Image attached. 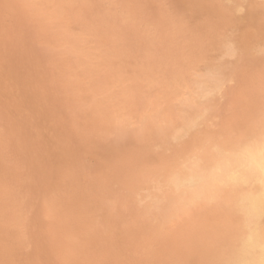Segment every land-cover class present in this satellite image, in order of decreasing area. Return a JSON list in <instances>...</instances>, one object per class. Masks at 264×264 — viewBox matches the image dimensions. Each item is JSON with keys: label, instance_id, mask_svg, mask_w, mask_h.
<instances>
[{"label": "rangeland", "instance_id": "rangeland-1", "mask_svg": "<svg viewBox=\"0 0 264 264\" xmlns=\"http://www.w3.org/2000/svg\"><path fill=\"white\" fill-rule=\"evenodd\" d=\"M262 136L264 0H0V264L243 263Z\"/></svg>", "mask_w": 264, "mask_h": 264}, {"label": "bare ground", "instance_id": "bare-ground-1", "mask_svg": "<svg viewBox=\"0 0 264 264\" xmlns=\"http://www.w3.org/2000/svg\"><path fill=\"white\" fill-rule=\"evenodd\" d=\"M233 53H234V52H233ZM26 63H27V62H26ZM21 68H23V67H21ZM19 70H20V69H19ZM21 70H22V69H21ZM24 70H25V69H24ZM16 71H18V70H15V69L12 67V79H14V80H15V78H16V77H15V76H16L15 73H17ZM18 72H19V71H18ZM24 73H25V72H24ZM20 74H21V73H20ZM25 75H26V74H25ZM21 76H22V75H21ZM24 77H25V76H24ZM16 79H17V78H16ZM196 79H197V78H196ZM212 79H213V78H212ZM199 80H200V79H199ZM208 80H209V79H208ZM210 81H211V80H210ZM12 82H13V84L16 85V82H17V81H12ZM18 82H19V81H18ZM152 84H153V83H152ZM211 84H212V83H211ZM217 84H218V83H217ZM219 84H220V83H219ZM219 84H218V85H219ZM21 85H22V83H21ZM148 85L150 86L151 84H148ZM202 85H203V84H202ZM149 86H148V88H150ZM199 86H200V85H198V87H199ZM19 87H20V86H19ZM220 87H221V85H220ZM152 88H153V87H152ZM152 88H150V89H152ZM193 88H194V87H193ZM218 89H219V88H218ZM190 90H191V88H190ZM198 90H199V89H198ZM214 90H215V89H214ZM199 91H200V90H199ZM197 93H198V92H197ZM203 93H204V92H203ZM210 93H211V92H210ZM217 93H219V92H217ZM199 94H201V93H199ZM197 95H198V94H197ZM202 95H203V94H202ZM211 95H212V94H211ZM213 95H214V94H213ZM183 96H184V94H183ZM215 96H216V94H215ZM215 96H214V97H215ZM177 98H178V96H177ZM179 98H180V96H179ZM195 99H196V95H195ZM213 99H216V98H213ZM213 99H211V100L213 101ZM166 100H167V99H166ZM174 100H175V99H174ZM188 100H189V99H188ZM206 100H207V98H206ZM187 102H188V101H187ZM207 102H208V101H207ZM176 103H178V102H176ZM176 103H175V104H176ZM188 103H189V102H188ZM188 103H187V104H188ZM197 103H198V102H197ZM203 103H204V102H203ZM208 103H209V102H208ZM208 103H207V104H208ZM210 103H212V102H210ZM189 104H190V103H189ZM205 104H206V103H205ZM213 104H214V103H213ZM179 105H180V104H179ZM181 105H182V104H181ZM192 105H193V104H192ZM196 105H197V104H196ZM203 105H204V104H203ZM209 105H210V104H209ZM188 106H189V105H188ZM199 106H200V105H199ZM206 106H208V105H206ZM211 106H212V105H211ZM179 107H181V106H179ZM200 107H201V106H200ZM204 107H205V106H204ZM209 107H210V106H209ZM172 108H173V107H172ZM181 108H182V107H181ZM181 108H180V109H181ZM205 108H206V110H207V107H205ZM200 109H201V108H200ZM173 110H174V109H173ZM201 110H202V109H201ZM201 110H200V111H201ZM197 111H198V110H197ZM174 112H175V111H174ZM206 112H207V111H206ZM181 113H182V112H181ZM188 113H189V112H188ZM190 113H191V112H190ZM199 113H200V112H199ZM202 113H203V112H202ZM202 113H200V114H202ZM210 113H211V111H210ZM197 114H198V112H197ZM203 114H205V113H203ZM203 114H202V115H203ZM207 114H208V113H207ZM207 114H205V116H206ZM110 115H111V114H110ZM185 115H186V114H185ZM191 115H192V114H191ZM164 116H166V115H164ZM169 116H170V114H169ZM173 116H174V115H173ZM176 117H177V116H176ZM193 117H194V116H193ZM200 117H201V116H200ZM167 119H168V118H167ZM206 119H207V118H206ZM101 120H102V119H101ZM176 120H177V119H176ZM186 120H187V119H186ZM204 120H205V119H204ZM204 120H203V121H204ZM201 121H202V120H201ZM93 122H94V121H93ZM98 122H99V121H98ZM108 122H109V121H108ZM180 122H181V121H180ZM187 122H188V121H187ZM197 122H198V120H197ZM104 123H105V122H104ZM200 123H201V122H200ZM109 124H110V123H109ZM177 124H178V123H177ZM192 124H193V123H192ZM201 124H202V123H201ZM98 125H99V124H98ZM107 125H108V124H107ZM183 125H184V124H183ZM180 126H181V125H180ZM96 127H97V126H96ZM176 127H177V126H176ZM190 127H191V126H190ZM101 130H102V129H101ZM184 132H185V131H184ZM176 133H177V132H176ZM177 134H178V133H177ZM260 136H261V135H260ZM262 137H264V136H262ZM261 139H263V138H261ZM255 141H256V139H255ZM257 141H258V140H257ZM263 142H264V139H263ZM247 143H248V142H247ZM254 143H256V142H254ZM252 144H253V143H252ZM257 144H258V146H259V143H258V142H257ZM246 146H247V145H246ZM246 146H245V147H246ZM251 146H252V145H251ZM254 146H255V144H254ZM258 146H257V148L259 149ZM252 147H253V146H252ZM252 147H250V148H252ZM241 148H242V147H241ZM243 148H244V146H243ZM257 148H256L255 151H258ZM260 148H262V147H260ZM247 149H248V148H247ZM241 150H242V149H241ZM260 150H261V149H259V151H260ZM263 150H264V149H263ZM263 150H262V151H263ZM253 151H254V150H253ZM262 151H261V152H262ZM246 152H247V151H246ZM233 153H234V152H233ZM244 153H245V152H244ZM252 153H253V152H252ZM258 153H259V152H258ZM262 153H263V152H262ZM224 154H225V153H224ZM234 154H235V153H234ZM241 154H242V153H241ZM246 154H247V153H246ZM248 154H249V152H248ZM255 154H256V153H255ZM255 154H254V155H255ZM260 154H261V153H260ZM260 154H258L259 157H258V156H256V157L260 158ZM227 155H229V154H227ZM238 155H239V154H238ZM261 155H262V154H261ZM231 156H233V154H231ZM231 156H230V157H231ZM248 156H251V155H248ZM238 157H239V156H238ZM238 157H236V158H238ZM246 157H247V156H246ZM251 157H252V156H251ZM256 157H255V158H256ZM239 158H240V157H239ZM241 158H242V156H241ZM253 158H254V156H253ZM263 158H264V157H263ZM245 159H246V158H245ZM251 159H252V158H251ZM256 159H257V158H256ZM260 159H261V158H260ZM188 160H189V159H188ZM194 160H195V159H194ZM222 160H223V159H222ZM231 160H232V159H231ZM226 161H227V160H226ZM228 161H229V160H228ZM236 161H237V160H236ZM239 161L241 162V160H239ZM239 161H238V162H239ZM242 161H243V158H242ZM249 161H250V160H249ZM251 161H252V160H251ZM251 161H250V162H251ZM257 161H258V159H257ZM257 161H256V162H257ZM263 161H264V160H263ZM197 162H198V161H197ZM223 162H224V160H223ZM223 162H222V164H223ZM229 162H230V161H229ZM231 162H232V161H231ZM240 162H239V163H240ZM256 162H255V163H256ZM200 163H201V162H200ZM224 163H225V162H224ZM234 163H236V162H234ZM244 163H245V162H244ZM246 163H247V162H246ZM246 163L243 164V165H246ZM251 163H252V162H251ZM258 163H259V162H258ZM185 164H186V163H185ZM185 164H184V165H185ZM187 164H188V162H187ZM194 164H195V163H194ZM227 164H228V163H227ZM248 164H249V163H248ZM189 165H190V164H189ZM191 165H192V162H191ZM230 165H232V164L230 163ZM259 165H260V164H259ZM196 166H197V165H196ZM216 166H217V165H216ZM226 166H227V165H226ZM248 166H250V165H248ZM188 167H189V166H188ZM190 167H191V166H190ZM254 167H255V166H254ZM176 168H177V167H176ZM180 168H181V167H180ZM180 168H179V169H180ZM182 168H183V167H182ZM185 168H187V167H185ZM185 168H184V169H185ZM202 168H203V167H202ZM222 168H223V167H222ZM228 168H232V167L229 166ZM237 168H238V167H237ZM243 168H244V167H243ZM246 168H247V167H246ZM256 168H257V167H256ZM177 169H178V168H177ZM179 169H178V170H179ZM213 169H214V168H213ZM218 169L220 170L219 167H218ZM218 169H217V170H218ZM225 169H226V168H225ZM241 169H242V168H240V170H241ZM249 169H250V167H249ZM260 169H261V168H260ZM260 169H259V170H260ZM181 170H182V169H181ZM214 170H215V169H214ZM253 170H254V168H253ZM183 171H184V170H183ZM209 171H210V170H209ZM234 171H235V170H233V172H234ZM255 171H256V169H255ZM184 172H185V171H184ZM211 172H212V171H211ZM216 172H217V171H216ZM216 172H215V173H216ZM219 172H220V171H219ZM233 172H232V173H233ZM236 172H237V173H236ZM236 172H235L233 178H235V179L238 180V179H241L243 173L246 172V171H244L242 174H241L240 172H238V171H236ZM250 172H253V171L250 169ZM170 173H172V172H170ZM170 173H169V174H170ZM180 173H181V172H180ZM202 173H203V172H202ZM221 173H222V172H221ZM253 173H255V172H253ZM258 173H259V172H258ZM258 173H257V174H258ZM185 174H186V173H185ZM198 174H199V173H198ZM210 174H211V173H210ZM210 174H209V176H210ZM227 174H228V176H229V172H228ZM249 174H250V173H249ZM206 175H207V174H206ZM216 175H218V174H216ZM219 175H220V174H219ZM222 175H223V174H222ZM245 175H246V174H245ZM245 175H244V176H245ZM181 176H182V175H181ZM184 176H185V175H184ZM230 176H231V175H230ZM244 176H243V178H244ZM246 176H247V175H246ZM246 176H245V177H246ZM257 176H258V175H257ZM198 177H199V176H198ZM202 177H203V176H202ZM222 177H223V176H222ZM226 177H227V176H226ZM231 177H232V176H231ZM249 177H250V176H249ZM249 177H248V178H249ZM252 177H253V176H252ZM169 178H170V177H169ZM191 178H192V177H191ZM206 178H207V177H206ZM171 179H172V178H171ZM199 179H200V178H199ZM208 179H209V178H208ZM211 179H212V178H211ZM224 179H225V178H224ZM226 179H227V178H226ZM244 179H245V178H244ZM244 179H243V180H244ZM250 179H251V178H250ZM256 179H257V182H258L257 186H256V187H253V188L251 187V189L248 190V191L246 192V194H245L244 197H243V201H244L245 206H246V208H247V212H249V214H250L249 216H251V218H253V219L256 221V223L259 225V227L256 225V226L258 227V228L256 229V231L258 232V234L256 233V235H253V237H252L251 239H249L248 242H246V245H245L246 248H244V249H246V253H247V254H246V256H245V259H244L243 263H241V261H240L241 264H264V245H263V243H262V238H264V236H263L262 231H261V228H260V225H261L262 223H261V224L259 223L260 221H262V220L260 219V217H261V215L264 213V176H262V177L259 176V178H256ZM169 180H170V179H169ZM185 180H186V179H185ZM221 180H222V178H221ZM231 180H232V179H231ZM178 181H179V179H178ZM178 181H177V182H178ZM196 181H197V180H196ZM203 181H204V180H203ZM203 181H202V182H203ZM214 181H215V180H214ZM225 181L227 182V180H225ZM240 181H241V180H240ZM177 182H176V183H177ZM194 182H195V181H194ZM204 182H205V181H204ZM208 182H209V181H208ZM220 182H224V181H220ZM186 183H187V182H186ZM195 183H196V182H195ZM195 183H192V185L195 184ZM206 183H207V182H206ZM211 183H212V180H211ZM230 183H231V182H230ZM245 183H246V182H245ZM251 183H252V182H251ZM253 183H254V182H253ZM209 184H210V183H209ZM221 184H222V183H221ZM231 184H232V183H231ZM234 184H235V183H234ZM237 184H238V182H237ZM237 184H236V185H237ZM190 185H191V184H190ZM192 185H191V186H192ZM206 185H207V184H206ZM218 185H219V183H218ZM222 185H223V184H222ZM239 185H241V184H239ZM243 185H244V183H243ZM183 186H184V185H183ZM214 186H215V185H214ZM226 186H227V185H226ZM231 186H232V185H231ZM234 186H235V185H234ZM241 186H242V185H241ZM241 186H238V187L240 188ZM245 186H246V185H245ZM251 186H253V185H251ZM215 187H216V186H215ZM243 187H244V186H243ZM246 187H247V186H246ZM198 188H199V187H198ZM204 188H205V187H203V189H204ZM217 188H218V187H216V190H217ZM244 188H245V187H244ZM248 188H249V187H248ZM248 188H247V189H248ZM186 189H187V188H186ZM195 189H196V188H195ZM212 189H214V188L212 187ZM219 189H220V187H219ZM222 189H223V188H222ZM225 189H227V188H225ZM228 189H229V188H228ZM231 189H236V188H231ZM231 189L228 190V191H226V192H227V193H228V192L230 193V192H231ZM189 190H190V189H189ZM223 190H224V189H223ZM239 190H240V189H239ZM242 190H243V189H242ZM183 191L185 192V190H183ZM202 191H203V190H202ZM205 191H206V190H205ZM205 191H204V192H205ZM211 191H213V190H211ZM218 191H219V190H218ZM240 191H241V190H240ZM191 192H192V191H191ZM191 192H190V193H191ZM219 192H220V191H219ZM219 192H218V193H219ZM221 192H222V191H221ZM226 192H225V193H226ZM243 192H244V190H243ZM243 192H242V193H243ZM196 193H197V192H196ZM208 193H211V192L208 191ZM216 193H217V192H216ZM223 193H224V191H223ZM225 193H224V194H225ZM229 193H228V194H229ZM234 193H235V191H234ZM234 193H233V194H234ZM238 193H239V192H237V194H238ZM242 193H241V194H242ZM200 194H202V193H200ZM203 194H204V193H203ZM212 194H213V193H212ZM219 194H220V193H219ZM219 194H218V195H219ZM230 194H231V193H230ZM230 194H229V195H230ZM237 194H236V195H237ZM241 194H240V196H241ZM190 195H191V194H190ZM198 195H199V194H198ZM198 195H197V196H198ZM208 195H209V194H208ZM197 196H196V199L194 198L195 195H194L193 198H194L195 200H197ZM202 196H203V195H202ZM220 196L222 197V195H220ZM225 196H226V195H225ZM198 197H201V196H198ZM203 197H204V196H203ZM223 197H224V196H223ZM223 197H222V198H223ZM212 198H215V197H212ZM222 198H221V199H222ZM237 198H238V196H237ZM237 198H236V199H237ZM209 199H210V198H208V200H209ZM216 199H217V198H216ZM223 199H224V198H223ZM223 199H222V200H223ZM232 199H233V197H232ZM208 200H207V202H209ZM234 200H235V198H234ZM240 200H241V199H240ZM204 201H205V200H204ZM204 201H203L202 203H204ZM212 201H213V200H212ZM219 201H220V200H219ZM238 201H239V200H238ZM238 201H237V203H238ZM188 202H189V201H188ZM188 202H187V205H190V204H188ZM191 202H192V203H191ZM191 202H189V203L193 204L194 200H193V201L191 200ZM58 203H59V202H58ZM209 203H210V202H209ZM209 203H208V204H209ZM232 203H233V202H232ZM242 203H243V202H242ZM185 204H186V203H185ZM216 204H219V203H216ZM221 204H222V203H221ZM229 204H230V202H229ZM233 204H234V203H233ZM233 204H232V205H233ZM183 205H184V204H183ZM187 205H186V206H187ZM202 205H203V204H202ZM204 205H205V204H204ZM240 205H241V203H239L238 206H240ZM60 206H61V205H60ZM191 206H193V205H191ZM207 206H208V205H207ZM221 206H222V205H221ZM227 206H228V205H227ZM238 206H237V207H238ZM241 206H242V205H241ZM245 206H244V207H245ZM205 207H206V205H205ZM212 207H213V206H212ZM222 207H223V206H222ZM224 207H225V206H224ZM233 207H235V205H233ZM182 208H183V206H182ZM184 208H185V207H184ZM187 208H188V207H187ZM198 208H199V207H198ZM198 208L195 209V210L197 211ZM214 208H215V207H214ZM214 208H213V211H214ZM219 208H220V207H219ZM190 209H191V208H190ZM226 209H228V208H226ZM240 209H241V208H240ZM240 209H239V210H240ZM242 209H243V207H242ZM242 209H241V212H243ZM180 210H181V209H180ZM183 210H184V209H183ZM193 210H194V209H193ZM193 210H192V211H193ZM205 210H206V209H205ZM216 210H217V209H216ZM216 210H215V211H216ZM222 210H223V209H222ZM235 210H236V209H235ZM235 210H234V211H235ZM244 210H246V209H244ZM63 211H64V210H63ZM186 211H187V210H186ZM198 211H199V210H198ZM206 211H207V210H206ZM210 211H211V209H210ZM210 211H209V212H210ZM213 211H212V213H213ZM227 211H228V210H227ZM229 211H230V210H229ZM177 212H178V211H177ZM184 212H185V211H184ZM209 212H208V213H209ZM225 212H226V211H225ZM226 213H227V212H226ZM190 214H191V213H190ZM190 214H189V215H190ZM210 214H211V213H210ZM213 214H215V213H213ZM216 214H217V212H216ZM222 214H223V213H222ZM222 214H221V215H222ZM237 214H238V213H237ZM245 214H246V212L244 213V215H245ZM247 214H248V213H247ZM182 215H184V214H182ZM229 215H231V214H229ZM240 215H241V213H240ZM240 215H239V216H240ZM244 215H243V216H244ZM224 216H225V215H224ZM181 217H182V216H181ZM232 217H235V216H232ZM262 217H263V216H262ZM262 217H261V218H262ZM224 218H225V217H224ZM240 218H241V217H240ZM245 218H246V217H245ZM174 219H175V218H174ZM180 219H181V218H180ZM232 219H233V218H232ZM249 219H250V218H249ZM176 220H177V219H176ZM176 220H175V221H176ZM222 220H223V219H222ZM235 220H236V219H234V221H235ZM241 220H242V219H241ZM236 221H237V220H236ZM225 222H229V221H227V219H226ZM243 222H245V221H243ZM243 222H242V225H243ZM247 222H248V220H247ZM230 223H231V221H230ZM237 223H238V222H237ZM237 223H236V224H237ZM263 223H264V219H263ZM175 224H176V223H175ZM226 224H227V223H226ZM240 224H241V223H240ZM253 224H254V223H253ZM229 225H230V224H229ZM233 225H235V224H233ZM246 225H247V224H246ZM231 226H232V225H231ZM238 226H239V225H238ZM249 226H250V225H249ZM262 226H264V225H262ZM223 227H225V226H223ZM229 227H230V226H229ZM232 227H233V226H232ZM236 227H237V226H236ZM241 227H242V226H241ZM230 228H231V227H230ZM245 228H246V227H245ZM248 228L250 229V227H248ZM253 228H254V226H253ZM219 229H221V228H219ZM225 229H226V228H225ZM231 229H232V228H231ZM254 229H255V228H254ZM227 230H228V229H227ZM237 230H238V229H237ZM233 231H235V230H233ZM239 231H240V229H239ZM245 231H246V230H245ZM254 231H255V230H254ZM236 232H237V231H236ZM248 232H249V231H248ZM87 233H88V232L86 231V234H87ZM219 233H220V232H219ZM225 233H226V232H225ZM263 233H264V232H263ZM211 234H212V232H211ZM221 234H222V232H221ZM226 234H227V233H226ZM228 234H229V233H228ZM235 234H236V233H235ZM242 234L244 235V232H243ZM88 235H89V233H88ZM212 235H213V234H212ZM216 235H217V234H216ZM112 236H114V235H112ZM206 236H207V235H206ZM222 236H224V235L222 234ZM232 236H233V235H232ZM76 237H77V236H76ZM84 237H85V236H84ZM89 237H90V236H89ZM118 237H119V236H118ZM214 237H215V236H214ZM224 237H225V236H224ZM226 237H227V235H226ZM237 237H238V236H237ZM237 237H236V238H237ZM73 238H74V237H73ZM73 238H72V240H73ZM87 239H89V238H87ZM92 239H93V238H92ZM116 239H118V238H116ZM206 239H207V238H206ZM74 240H75V239H74ZM78 240H79V239H78ZM81 240H82V239H81ZM85 240H86V239H85ZM108 240H110V238H109ZM221 240H223V239H221ZM228 240H229V239H228ZM75 241H77V240H75ZM93 241H94V240H93ZM110 241H111V240H110ZM112 241H114V240H112ZM115 241H116V240H115ZM206 241H207V240H206ZM206 241H205V242H206ZM215 241H216V239H215ZM215 241H214V242H215ZM230 241H231V240H230ZM230 241H228V243H229ZM237 241H238V240H237ZM263 241H264V240H263ZM70 242H71V241H70ZM79 242H80V241H79ZM234 242H235V241H234ZM234 242H233V243H234ZM83 243L85 244L84 241H83ZM238 243H239V242H238ZM238 243H237L236 245H238ZM76 244H77V243H76ZM216 244H217V243H216ZM218 244L220 245L219 242H218ZM230 244H231V243H230ZM72 245H75V244L73 243ZM79 245H80V243H79ZM114 245H115V244H114ZM114 245H113V246H114ZM201 245H202V244H201ZM201 245H200V246H201ZM204 245H205V244H204ZM211 245H213V244H211ZM222 245H223V244H222ZM222 245H221V246H222ZM226 245H227V244H226ZM241 245H242V244H241ZM243 245H244V244H243ZM83 246H84V245H83ZM87 246H88V245H87ZM91 246H92V245H91ZM91 246H90V247H91ZM228 246H229V245H228ZM234 246H235V244H234ZM76 247H77V245H76ZM85 247H86V246H85ZM226 247H227V246H226ZM231 247L233 248V245H232ZM93 248H94V247H93ZM108 248H109V247H108ZM110 248H111V247H110ZM206 248H209V247H206ZM215 248H217V246H215ZM220 248H221V247H220ZM72 249H73V248H72ZM85 249H86V248H85ZM104 249H105V248H104ZM209 249H210V248H209ZM209 249H208V250H209ZM218 249H219V248H217V250H218ZM227 249L229 250L228 247H227ZM230 249H231V248H230ZM94 250H96V249H94ZM129 250H130V249H129ZM194 250H195V249H194ZM214 250H215V249H214ZM222 250L224 251L225 248L222 249ZM233 250H234V249H233ZM249 250H250V251H255V252H256V256H255L254 258L252 257V255H251V253H250ZM74 251H75V250H74ZM81 251H82V250H81ZM98 251H99V250H98ZM105 251H106V249H105ZM212 251H213V250H212ZM85 252H86V251H85ZM191 252H192V251H191ZM196 252H199V251L197 250ZM206 252H207V251H206ZM208 252H210V251H208ZM216 252H217V251H216ZM255 252H253V253H255ZM74 253H75V252H74ZM77 253H78V252H77ZM79 253H80V252H79ZM89 253H90V252H89ZM92 253H93V252H92ZM97 253H98V252H97ZM102 253H103V252H102ZM122 253H123V252H122ZM199 253H200V252H199ZM211 253H212V252H211ZM214 253H215V251H214ZM224 253H227V252L224 251ZM188 254H189V253H188ZM207 254H209V253H207ZM85 255H86V254H85ZM93 255H94V254H93ZM110 255H111V253H110ZM205 255H206V254H205ZM209 255H211V254H209ZM217 255H218V254H217ZM72 256H73V255H72ZM74 256H75V255H74ZM81 256H82V255H81ZM94 256L97 257L96 255H94ZM122 256L125 257V255H122ZM214 256H216V255H214ZM224 256H225V255H224ZM75 257H76V256H75ZM75 257H74V258H75ZM199 257H201V256H199ZM210 257H211V256H210ZM210 257H208V258H210ZM237 257H238V256H237ZM74 258H73V259H74ZM101 258H102V257H101ZM211 258H212V257H211ZM211 258H210V259H211ZM220 258H221V257H220ZM224 258H225V257H224ZM224 258H223V260H224ZM107 259H108V258H107ZM107 259H106V260H107ZM210 259H209V260H210ZM221 259H222V258H221ZM79 260H80V259H79ZM81 260H82V259H81ZM83 260H84V259H83ZM102 260H104V259H102ZM207 260H208V259H207ZM216 260H218V259L216 258ZM216 260H213V261H216ZM95 261H96V260H95ZM97 261H98V259H97ZM110 261H111V260H110ZM200 261H201V260H200ZM229 261H230V260H229ZM107 262H108V261H107ZM205 262H206V261H205ZM211 262H212V261H211ZM218 262H219V261H218ZM96 263H97V262H96ZM102 263H103V262H102ZM125 263H126V262H125ZM129 263H130V262H129ZM203 263H204V262H203ZM213 263H214V262H213ZM220 263H221V262H220ZM234 263H236V262H234ZM237 263H238V262H237ZM240 263H239V264H240ZM113 264H114V263H113ZM130 264H131V263H130ZM206 264H208V263H206ZM209 264H210V263H209ZM215 264H216V262H215ZM223 264H224V263H223Z\"/></svg>", "mask_w": 264, "mask_h": 264}]
</instances>
